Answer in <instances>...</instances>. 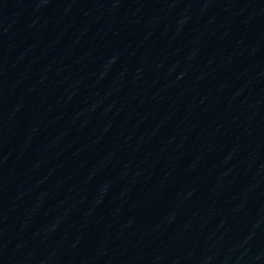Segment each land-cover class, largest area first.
<instances>
[{
	"label": "water",
	"instance_id": "obj_1",
	"mask_svg": "<svg viewBox=\"0 0 264 264\" xmlns=\"http://www.w3.org/2000/svg\"><path fill=\"white\" fill-rule=\"evenodd\" d=\"M0 264H264V0H0Z\"/></svg>",
	"mask_w": 264,
	"mask_h": 264
}]
</instances>
